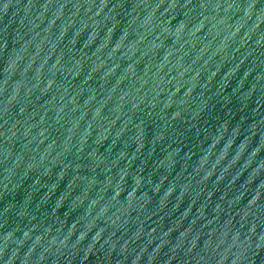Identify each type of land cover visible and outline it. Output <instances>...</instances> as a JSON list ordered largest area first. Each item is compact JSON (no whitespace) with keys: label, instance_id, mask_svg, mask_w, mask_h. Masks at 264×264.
<instances>
[{"label":"water","instance_id":"water-1","mask_svg":"<svg viewBox=\"0 0 264 264\" xmlns=\"http://www.w3.org/2000/svg\"><path fill=\"white\" fill-rule=\"evenodd\" d=\"M0 264H264V0H0Z\"/></svg>","mask_w":264,"mask_h":264}]
</instances>
